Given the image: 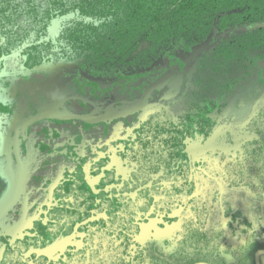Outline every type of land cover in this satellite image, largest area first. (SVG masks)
Segmentation results:
<instances>
[{
    "label": "flooded vegetation",
    "instance_id": "obj_1",
    "mask_svg": "<svg viewBox=\"0 0 264 264\" xmlns=\"http://www.w3.org/2000/svg\"><path fill=\"white\" fill-rule=\"evenodd\" d=\"M212 31L206 40L191 46L192 49L201 50L197 65L192 71L193 74L199 62L224 42L218 44V42L210 41ZM168 48L148 67L134 68L114 75H90L74 63L60 61L75 65L93 78H120L142 71L152 73L155 64L158 61L161 63L164 61V73L158 75L151 84L145 85L146 88L141 97H136L131 101H118L114 99L113 93L102 95L100 100L87 99L72 90L70 79L60 80L56 76L48 78L41 85L29 91L37 101L20 106L16 114H13L7 121L10 123L7 133L10 147L17 145L13 144L15 143L14 138L19 141L18 144L23 143L27 139L28 128L33 123L42 120H54L58 123L73 125L76 130L81 126L87 127L95 124H100L101 127L107 129L106 125L111 123L109 128L111 141L93 146L86 139L75 138V143L82 146L85 151V160L78 168L63 175L54 189L50 206H43L37 210L36 214L28 217L26 229L19 239L8 240L0 235V264H31L33 260H37L34 264H89L92 247L97 248L105 244L101 251L106 249V233H110L116 243L112 246L113 253L100 252L96 261L106 260L110 264H136L141 258L145 264L149 261L147 253L150 249H154L153 252L171 253L184 239L195 236L196 233L191 234V231L198 219L205 225L200 230L205 234L202 235L204 238L199 241H201V246L208 243V264H261L262 261L264 262L262 253L264 252V225L260 228L255 242L249 246V250L241 251V242L248 239V232L244 229L251 226L245 205L252 201L253 192L257 190L237 192V197H234L229 190V181L234 178V175L226 174L232 169L231 165L235 163L236 158L242 161L243 148L253 138V135H250L245 128L246 124L264 106V90L260 91L256 97L235 95L241 89L240 87L244 85L248 87L254 79L257 65L264 63V60L255 58L250 78L238 83L226 98L223 106L210 113L209 132L203 133L192 129L188 135L183 134L181 144L175 139L168 152L171 156L168 168L162 165L154 170L144 168L138 171L132 161V149L140 131L148 119L156 113L181 114L184 109L183 98L191 85L193 74L182 97L168 109H153L145 119L136 115L150 106L157 91L165 85L162 83L167 79H162V77L172 73L169 64L173 69L172 57L177 54L178 50L165 53ZM17 54L21 56L18 52L10 55ZM257 75L258 83L262 82L264 88V78L260 79L259 70ZM159 79L160 86L154 87L157 84L156 80ZM241 91L245 93L243 92L245 90ZM239 98H245V100H239ZM232 101L237 107L232 124L236 122L237 125L234 128L230 126L229 129L234 133L231 136L235 139V144L230 143L232 138H224L222 142L223 145L225 144L223 147L226 149L225 157L212 160L210 165L203 164L199 158L198 160L191 159L199 154L198 139L205 145V151H207V145L209 150L215 120ZM71 102H82L84 106L73 110L69 106ZM2 141L0 138V167L6 163L1 149ZM107 162H109L108 165ZM205 162L208 163V158ZM107 168L112 170H106ZM240 178L242 182L249 179L247 175ZM7 186V179L0 174V202H2L3 195L7 193ZM242 188L245 189V186ZM213 197L216 201H213L212 205L211 198ZM206 199H208V206ZM149 201H151L150 204ZM256 211L264 213V200L257 203ZM157 218H161L166 224L173 225L169 226L170 230L166 234L156 232L150 226L147 228L145 223ZM212 218H218L219 223L210 224L209 220ZM144 224L146 228L141 234L139 226ZM225 224L227 227H224ZM155 232L157 236L154 237L152 235ZM39 238H41L40 241ZM47 239L54 240L53 243L51 242L53 244L51 247L52 261L44 258L47 257L45 255L42 257L29 251L43 247ZM217 241L228 249L220 247ZM56 244L60 245L61 250L55 247ZM124 251L125 253H122ZM29 253L32 254V259L27 257ZM56 256L61 257L57 262L53 260H57Z\"/></svg>",
    "mask_w": 264,
    "mask_h": 264
},
{
    "label": "trees",
    "instance_id": "obj_2",
    "mask_svg": "<svg viewBox=\"0 0 264 264\" xmlns=\"http://www.w3.org/2000/svg\"><path fill=\"white\" fill-rule=\"evenodd\" d=\"M241 24L256 29L230 37L199 62L183 112L156 113L140 131L132 149L136 169L168 168L175 139L181 144L192 129L209 132L210 113L250 78L255 58L264 60V0H0V59L18 52L27 68L63 61L90 75H114L148 67L173 44L198 45L214 28ZM245 128L253 138L243 148L242 161L236 158L226 173L234 175L229 181L234 197L264 173V106ZM243 175L249 179L242 182ZM204 226L198 219L191 231L196 235L188 233L171 253L150 249L145 264H208V243L199 241ZM105 240V250V244L90 249L89 264H110L95 260L100 252L113 253L110 233Z\"/></svg>",
    "mask_w": 264,
    "mask_h": 264
},
{
    "label": "rangeland",
    "instance_id": "obj_3",
    "mask_svg": "<svg viewBox=\"0 0 264 264\" xmlns=\"http://www.w3.org/2000/svg\"><path fill=\"white\" fill-rule=\"evenodd\" d=\"M255 29L256 26L249 24L235 25L225 30L214 29L210 41L220 44L234 35L254 32ZM175 49L178 52L172 57L173 69L169 64L172 73L162 77V79H167L162 83L165 85L157 91L150 106L146 110L136 113L140 118H147L153 109H168L182 97L189 86L190 77L197 65V58L201 50L198 48L192 49L191 46L185 44H174L165 53ZM25 62L26 59L18 56V54L0 59V138L3 140L1 149L6 160V163L0 167V174L8 181L7 193L3 195L2 202H0V235L8 240L19 239L22 236L27 226L28 217L36 214L37 210L43 206H50L49 203L53 198L54 189L58 186L63 175L78 168L85 160V151L82 146L75 143L76 137L86 139L93 146L103 145L111 141L109 129L111 123L106 125L107 129L101 127L100 124H95L87 127L81 126L76 130L73 125L58 123L54 120H42L33 123L28 128L27 139L23 143L18 144L19 141H16L13 137L15 141L13 144L17 145L10 147L7 138L10 123H7V121L13 114H16L20 106L37 101L29 91L41 85L48 78L56 76L60 80L70 79L72 90L87 99L100 100L102 95L113 93L114 99L118 101H131L136 97H141L146 88L145 85L147 83L151 84L154 79H157L158 75L164 73V61L162 63L158 61L155 64L156 66L152 68V73L142 71L120 78H93L83 73L75 65L62 62L56 65L49 64L48 66L33 68H26ZM261 66H264V63L257 65L252 82L248 87L247 85L240 87L241 89L236 92L235 96L248 97L251 95L256 97L260 91L264 90L263 83H258V70L260 79L264 78V67ZM159 81L160 79L156 80L155 83L157 84L154 87L160 86ZM241 90H245L243 91L245 93H242ZM241 99L245 100V98H239V100ZM83 104L82 102H71L69 106L74 110L83 107ZM236 110L237 107L232 101L226 109L221 111L215 120L213 139L209 145L211 149L208 150L207 145V151H205V145L198 139L199 154L191 159L198 160L199 158L203 164L210 165L212 160L225 157L226 149L223 148L225 147L222 142L223 139L232 138L230 143L235 144V139L231 136L234 133L232 130L230 131L229 127L234 128L237 125L236 122L232 124ZM207 158L208 163L205 162ZM108 164L109 162H107ZM106 170L112 169L107 168ZM209 223L212 225L217 224L219 219L212 218ZM145 224L147 228L150 226L161 234H166L170 230L169 226H173L162 222L161 218L147 221ZM145 224L139 226L141 234L146 228ZM156 232L152 236H157ZM38 240L40 241L41 238ZM50 240L47 239L43 247L30 249L29 251L42 257L45 255L47 257L44 258L52 261L53 252L51 247L54 240ZM44 246L46 247L44 248ZM55 247L61 250L59 244H56ZM29 254L28 258L33 257L31 253ZM27 257H25L26 260H28ZM56 258L57 260L53 259L55 262L61 257L56 256ZM34 262H37V260H33L31 264H34Z\"/></svg>",
    "mask_w": 264,
    "mask_h": 264
},
{
    "label": "clouds",
    "instance_id": "obj_4",
    "mask_svg": "<svg viewBox=\"0 0 264 264\" xmlns=\"http://www.w3.org/2000/svg\"><path fill=\"white\" fill-rule=\"evenodd\" d=\"M261 177H264V173H261ZM261 177H255L252 179L250 185H245L247 191L253 192V188H255L257 191L253 192L252 201L248 202L245 205L247 214L249 215L251 226L244 229L248 232V239L241 242V251L249 250V246L255 242V239H257L258 237L260 228L262 227V225H264V213L256 211L257 203L260 200H264V184L261 183ZM224 227H227V225L225 224ZM217 243L225 250L228 249V247L221 245L219 241H217Z\"/></svg>",
    "mask_w": 264,
    "mask_h": 264
},
{
    "label": "crops",
    "instance_id": "obj_5",
    "mask_svg": "<svg viewBox=\"0 0 264 264\" xmlns=\"http://www.w3.org/2000/svg\"><path fill=\"white\" fill-rule=\"evenodd\" d=\"M261 264H264V262L262 261Z\"/></svg>",
    "mask_w": 264,
    "mask_h": 264
},
{
    "label": "water",
    "instance_id": "obj_6",
    "mask_svg": "<svg viewBox=\"0 0 264 264\" xmlns=\"http://www.w3.org/2000/svg\"><path fill=\"white\" fill-rule=\"evenodd\" d=\"M187 144H188V142H187ZM263 253V255H264V252H262Z\"/></svg>",
    "mask_w": 264,
    "mask_h": 264
}]
</instances>
